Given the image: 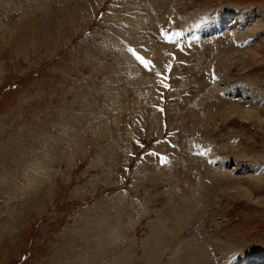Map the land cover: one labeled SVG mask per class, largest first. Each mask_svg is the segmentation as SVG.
Instances as JSON below:
<instances>
[{
	"label": "rangeland",
	"instance_id": "1",
	"mask_svg": "<svg viewBox=\"0 0 264 264\" xmlns=\"http://www.w3.org/2000/svg\"><path fill=\"white\" fill-rule=\"evenodd\" d=\"M0 264H264V0H0Z\"/></svg>",
	"mask_w": 264,
	"mask_h": 264
},
{
	"label": "bare ground",
	"instance_id": "2",
	"mask_svg": "<svg viewBox=\"0 0 264 264\" xmlns=\"http://www.w3.org/2000/svg\"><path fill=\"white\" fill-rule=\"evenodd\" d=\"M162 1V0H161ZM157 2H160V1H157ZM151 3V2H150ZM160 3H163V2H160ZM160 5H157V6H154L153 7V10L152 11H159V9H160ZM150 9V8H149ZM157 15V14H156ZM147 20V19H146ZM219 22H221V21H219ZM146 23V22H145ZM218 23V22H217ZM220 25V24H219ZM148 26H150V24L148 25ZM211 26L212 27H215L216 26V22H214V23H212L211 24ZM140 27L141 26H138L137 28L140 30ZM188 27V26H187ZM142 28V27H141ZM211 28V27H210ZM208 29V28H207ZM181 30V29H180ZM208 31H209V29H208ZM142 34V33H141ZM141 34H139V35H141ZM149 36V31H146V30H144V33H143V36H138L139 37V39H143V41H141V42H144V40H145V42L147 41L146 39H147V37ZM195 36V35H194ZM216 37V36H215ZM146 38V39H145ZM136 40V39H135ZM144 42V43H145ZM216 43V42H215ZM147 44H148V42H147ZM164 45H165V43H163ZM142 45V44H141ZM145 46V45H144ZM146 47V46H145ZM148 48H150V47H148ZM189 48V47H188ZM157 49V48H156ZM160 50V49H159ZM188 50V49H187ZM224 50V49H223ZM162 51H163V46H162ZM180 53V52H179ZM181 54V53H180ZM198 54V53H197ZM161 55H163L162 53H161ZM158 57H160V56H158ZM164 57H162L161 59H163ZM225 58V57H224ZM229 58V57H228ZM227 58V59H228ZM123 59V58H122ZM175 59V58H174ZM226 59V60H227ZM155 60V59H154ZM178 61H179V59H178ZM224 61V60H223ZM155 63H156V61H154ZM131 63V62H130ZM157 66V65H156ZM198 68V67H197ZM194 69V68H193ZM145 73V72H144ZM152 75V74H151ZM194 80V79H193ZM138 81H141V80H135V83H137V84H139V82ZM143 81V80H142ZM141 81V82H142ZM140 82V83H141ZM152 82H153V80H152ZM134 83V88H137V86H136V84ZM129 86V85H128ZM215 88H213V90H214ZM209 90V89H208ZM211 90V89H210ZM212 90V91H213ZM138 91V90H137ZM203 91V90H202ZM201 91V92H202ZM126 93V92H125ZM213 93V92H212ZM212 93L211 92H208V93H205V96H207L208 97V99L209 98H211L212 97ZM143 94V93H142ZM207 97H205V99L207 98ZM177 98V97H176ZM214 99V98H213ZM205 101V100H204ZM205 105V104H204ZM109 106V105H108ZM185 106V105H184ZM123 108V107H122ZM125 108V107H124ZM181 108H184V107H181ZM180 109V108H179ZM181 110V109H180ZM234 111H235V114L237 113L239 116H241V117H244V116H246V117H249L250 115H252V113L249 111V110H243V108H240V109H234L233 108V110L231 111L230 110V112L231 113H233L234 114ZM230 113V114H231ZM180 115H182V114H180ZM184 115V114H183ZM182 115V116H183ZM254 115H252V117H253ZM99 117V116H98ZM174 117V116H173ZM258 117V116H257ZM100 120V119H99ZM256 120H258V119H256ZM188 155V154H187ZM192 157H193V155H192ZM183 158V157H182ZM199 158V157H198ZM192 160H194V159H192ZM191 160V161H192ZM186 161H188V158H186L185 159V162ZM184 162V161H183ZM193 162V161H192ZM178 163V162H177ZM179 164V163H178ZM183 165V164H182ZM188 165V164H187ZM192 165V164H191ZM200 168V167H199ZM191 170V169H190ZM203 172V171H202ZM201 174V173H200ZM168 175V174H167ZM186 176V175H185ZM197 177V176H196ZM187 178V177H186ZM168 181L170 180V179H167ZM182 180V179H181ZM185 181H187V179L185 180ZM170 182V181H169ZM178 186V185H177ZM179 209H180V207H179ZM174 211V210H173ZM182 211H184V210H182ZM188 212V210L186 209L183 213H177V215H176V218L174 219V221H175V223L178 225V228H179V230H181L182 228H183V231H186V230H184V228L186 227L185 226V220H186V218H187V216H189V214L191 213H189ZM171 216V215H170ZM190 218V217H189ZM188 218V219H189ZM190 221V220H189ZM186 222H188V220L186 221ZM173 223V222H172ZM189 223V222H188ZM187 223V224H188ZM191 223V222H190ZM118 225V224H117ZM164 225V224H163ZM189 230V229H188ZM152 237V236H151ZM150 237V238H151ZM152 238H154V237H152ZM151 242H153V241H155L154 239L153 240H150ZM160 242V241H159ZM144 243V242H143ZM156 243V242H155ZM194 243L195 242H193L192 244H191V246H189V249L190 248H193L194 247ZM156 245V244H155ZM196 245V244H195ZM185 246V245H184ZM154 247V246H153ZM196 249V248H195ZM197 250H199V249H197ZM196 250V251H197ZM193 251H194V249H193ZM192 251V252H193ZM110 252V251H109ZM196 253V252H195ZM192 256H194V254L192 255ZM198 256V254H196V257ZM188 257H189V260H190V262L193 260V258L191 257V250H189V252H188ZM195 259V258H194ZM197 259V258H196Z\"/></svg>",
	"mask_w": 264,
	"mask_h": 264
},
{
	"label": "snow or ice",
	"instance_id": "3",
	"mask_svg": "<svg viewBox=\"0 0 264 264\" xmlns=\"http://www.w3.org/2000/svg\"><path fill=\"white\" fill-rule=\"evenodd\" d=\"M161 162H163V159H162V161Z\"/></svg>",
	"mask_w": 264,
	"mask_h": 264
}]
</instances>
